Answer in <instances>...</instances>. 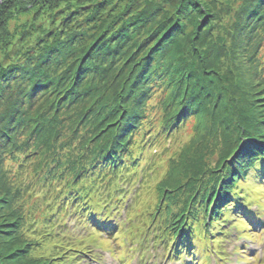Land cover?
<instances>
[{"label":"trees","instance_id":"trees-1","mask_svg":"<svg viewBox=\"0 0 264 264\" xmlns=\"http://www.w3.org/2000/svg\"><path fill=\"white\" fill-rule=\"evenodd\" d=\"M199 1L0 0V181L7 185V177L11 180L15 173L32 166L47 138L54 139L52 127L46 130L50 120L46 123L41 118L45 113L34 117L40 108H33L40 97L54 91L60 104L45 109L54 114L62 107L81 108L95 95L92 103L97 104L91 103L88 108L98 115L103 138L97 141L98 132L90 134L87 127L83 135L91 137L83 157L61 161V184L52 183V170L44 168L49 173L44 172L41 178L48 180H41L40 187L46 191L53 187L55 193L59 192L50 207L53 203L59 213L87 223L95 233L112 235L116 229L113 240L122 231L109 221V210L118 206V212V201L128 199L123 187H133L150 175L153 168L149 167L156 161H144L139 144L133 147L146 119L147 101L156 90L160 94L168 91L170 100L165 109L170 115L161 125L163 138L175 129L180 118L203 112L212 132L224 133V145L213 164L205 156L201 158L198 151L192 158L175 161L158 183L160 197L152 216L157 221L151 237L148 232L146 235L152 242L151 250L161 251L162 260L169 264H226L229 256L223 244L232 237V231L248 240L249 226L264 240V215L259 214L264 207L256 198L258 187L264 183V102L258 105L263 99L257 98V91L264 92V65L256 57L264 42V0H242L236 27L229 32L236 34L232 46L224 48L229 54L223 49L221 65L205 60L203 55L202 66L193 57L192 46L172 53L186 36L182 37V29L188 24L189 14L201 12L197 10ZM43 16L56 17L34 21ZM150 23L155 24L153 28ZM131 37V46L119 55V48L125 47ZM189 49L191 54H187ZM122 56V68L128 70L117 72L115 84L107 70L115 57ZM243 66H248V76L243 74ZM89 74L93 86L89 81L81 82ZM250 78L256 80L259 90ZM100 82L101 88L97 86ZM158 132L150 133L147 139ZM241 145L247 153L243 158L236 155ZM135 149L140 151L133 153ZM6 160L11 164H4ZM11 167L16 171L12 175ZM144 183L141 181L139 187ZM0 188L4 193L5 188ZM13 197L16 201L17 196ZM11 203L15 205L13 198H8L3 208V216L13 222L11 240L0 237V264H43L45 256L39 255L38 242H31L22 230L24 221L19 222L18 208L16 211ZM234 207L247 209L254 223L250 224L239 210L233 211ZM56 225L54 220L45 221L43 227L48 232L37 233L39 241L52 236ZM8 241L17 246L16 251H7ZM81 249L79 254L70 252L59 264H86L87 257L91 261L98 257L86 245ZM134 252L144 254L142 245L129 254ZM246 254L242 251L237 261ZM52 255L50 260L59 258L56 252Z\"/></svg>","mask_w":264,"mask_h":264},{"label":"rangeland","instance_id":"rangeland-1","mask_svg":"<svg viewBox=\"0 0 264 264\" xmlns=\"http://www.w3.org/2000/svg\"><path fill=\"white\" fill-rule=\"evenodd\" d=\"M241 4L242 0H200L197 10L201 12L189 14L188 24L185 26L184 30L182 29V37L183 34H186V36L181 40L179 39L180 41L178 44L176 43L177 45L174 46L175 49L172 50V53L176 54L182 47L192 46V48H190L192 54L196 55L193 57L199 59L201 66L203 65V57L201 59V56L203 55L206 58H204L205 60L221 65V62H223L221 56L223 49L232 46V38L236 35L233 34V32H229L236 27L235 24L240 16L239 9ZM53 17L54 16L35 17L34 21H46ZM158 17L159 16H156V18ZM90 21L93 22V18ZM154 25V23H150L152 28ZM92 28L93 26L89 28V32H91ZM133 38H135V36ZM133 38L131 37V39L127 41L125 47L119 48V55L123 54V50L127 49L128 46H131ZM198 46L202 50V52L199 51L201 55L198 52ZM190 49L187 54H191ZM225 53L228 52L224 49V54ZM188 56L191 57V55ZM124 57H115L112 67L107 70V74L112 78L115 84L114 78L117 72L128 70L127 67L122 68L124 66ZM256 57H259L261 66L264 65V42H261L258 47ZM107 63L108 61H106L105 66ZM120 67L121 69L118 70ZM242 70L243 74L248 76L246 75L248 66H243ZM262 74H264V70ZM92 77L93 76L90 74L85 75L81 82L89 81L91 86H93ZM249 81L256 90L260 89V87L257 86L256 80L250 78ZM97 86L101 88V82ZM43 92H45V90H42V93ZM49 92L50 90L37 100V105L33 110L40 108L38 114H35L34 117L45 113V116H41V118H45L46 123L50 120L46 130L52 127L51 131L52 134H54V139L47 138L45 147L38 151L36 158L32 161V166L30 165L28 169L19 174L15 173L14 167H11L10 175H12L11 173H15L14 176H12L13 179L10 180V178L7 177L9 179L7 185L0 181V185L5 188V194L2 193L3 191L0 188V237H2L3 240L6 238H8L7 240H11L9 238L12 233L10 226L13 221L3 216L6 213L3 208H5L7 199L9 198L11 201L13 198L15 205L12 203L11 205L15 210L18 208V214L16 213V216H19V222L22 219V222L24 221L22 230L28 234L31 242L32 240L38 242L35 243L36 249L39 255L45 256L43 264L63 263L70 252L79 254L83 251L81 248H84V245L88 246V248H92L98 255L94 261L89 260L87 257L86 264H169L165 261L166 259L162 260L163 253H161V251L154 252L151 250L152 247L150 246L152 242L146 236L149 233L151 237V232L153 228H155L153 224L157 221V219L154 220V218H152L155 207L159 201L158 198L160 197V194L157 193V185L165 178L168 170L175 166V161L177 163L181 162L185 157L192 158L198 151L201 158L205 156L207 162L213 164L216 160L218 150H221L222 145H224V133L220 130L218 132H212V128L205 124L206 117L202 112L197 115L193 114L180 118L179 123L174 126L175 129H171L170 134L163 138L160 130L165 118L170 115L168 110L165 109V104L170 100V96L168 91L160 94L159 90H156L153 96L151 95L152 97L147 101L145 112L146 119L142 122L140 135L135 138V144L133 146L137 148V143L139 144L140 150L143 151L140 156L145 159L144 161L156 159L154 164L152 163L151 167H149V169L153 168V172L146 178L142 177L139 183L136 181L137 183H135L133 187H123L124 190L127 189L125 193L128 197L127 201L124 203H122L121 200L118 201V212H116L118 206L109 210V221L113 220V222L120 227L118 230L122 231V234H117L112 240L111 238L114 236V233H116L114 232L116 229L112 231V235H107L103 232L95 233L87 223L75 221L68 213H59L57 209L54 208L53 203L50 207L51 202L57 200L59 192L55 193L53 187H50L47 191L45 187H40L41 180L43 182L48 180V178L45 177L41 178L44 172H48V170H44V168L48 166L49 169L52 170V173L48 172L51 174L49 179H51L52 183L61 184L62 176L59 175L61 171V168L59 169L61 161H65V159H70L71 161L78 160L81 156L83 157L88 149V141L91 137L83 135L87 127H89L91 131L90 134L98 132L95 136L96 138L94 137L97 141L103 138V136H100L101 134L98 128L101 121H97L99 118L98 115H95L93 111L88 108L97 104L96 102L92 103L95 95L85 100L81 108H77L76 106L69 108L62 107V109L55 111L53 114L52 111L48 112V110L45 111V109L57 106L60 103L56 101V94L54 91ZM257 92V98H261L258 100L263 99L258 105H263L264 92L263 90ZM75 102H78V100L73 103L75 104ZM91 103L92 105H90ZM86 111H89L88 116H85ZM158 130L159 132L154 138L147 139L151 138L148 137L150 133L154 134ZM41 132H43V130ZM57 133L58 135L55 139ZM35 142L37 143L38 140ZM140 150L138 149L136 151L135 149L133 153H137ZM56 157H58V159ZM6 163L11 164L8 160L4 162V164ZM144 180L145 183L142 187H139L141 181ZM258 182L261 183L260 180H258ZM10 183L13 184L9 186ZM118 187H120L119 184ZM258 188L260 193L256 198H258L259 206L264 207V183ZM13 195L17 196L16 201ZM254 208L255 206L252 207V209ZM259 214L264 215V210L261 213L259 212ZM49 219L54 220V224H58V226L56 225L57 228L52 231V236L48 235L47 239H41L39 241L40 237L37 233L41 234L48 232H46L48 228L43 226L45 221ZM25 221L28 223L30 222V225L28 226V223ZM246 230L247 233L250 234L248 240L241 238V235L235 236L234 232L231 230L232 237L227 243L223 244L229 256L226 264H264V240H261V235L256 236L254 234L253 228L248 226ZM259 231L260 230L257 232ZM20 233L19 229L18 234ZM21 239H23V237ZM8 242L9 250L7 251H16L15 248L17 246L11 241ZM140 245H142L144 254L137 255L136 252L132 253V255L129 254L132 249H137ZM242 251L247 252L246 257L242 261H237L236 257L240 256ZM54 252L58 253L59 258L50 260ZM71 264L77 263L71 262Z\"/></svg>","mask_w":264,"mask_h":264},{"label":"snow or ice","instance_id":"snow-or-ice-1","mask_svg":"<svg viewBox=\"0 0 264 264\" xmlns=\"http://www.w3.org/2000/svg\"><path fill=\"white\" fill-rule=\"evenodd\" d=\"M247 153H246V151H245V147H244V145H241V148H240V150L236 153V155L237 156H241V158H243V155H246ZM233 159H235V156L233 157ZM239 204V202H237V205ZM237 210H239L240 211V214L241 215H245V217L247 218V219H249V223L250 224H252V223H254V217H252V216H250L249 214H248V210L247 209H245V208H237V207H234L233 208V211H237Z\"/></svg>","mask_w":264,"mask_h":264}]
</instances>
